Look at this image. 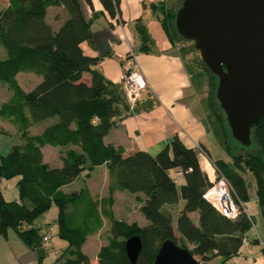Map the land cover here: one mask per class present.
Masks as SVG:
<instances>
[{"label":"trees","instance_id":"1","mask_svg":"<svg viewBox=\"0 0 264 264\" xmlns=\"http://www.w3.org/2000/svg\"><path fill=\"white\" fill-rule=\"evenodd\" d=\"M101 2L111 16L120 19V0ZM178 6L160 5V21L171 40L185 39L174 24ZM50 7L63 10V14L55 15L60 20L56 26L47 18ZM136 29L140 47L148 49L151 37L146 27L137 23ZM91 37L90 19L80 0H7L0 7V45L6 50V55L0 57V80L13 91L0 103V117L15 122L21 138L0 155V232L6 235L8 228L15 229L29 247L37 249L42 262L43 233L37 227L22 229L21 225L33 222L56 204L57 234L67 241L58 257L63 264H93L82 244L88 234L102 227L103 216L110 222V233L96 253L95 264H152L158 246L167 238L203 259L219 256L221 264H237L232 258L253 225L242 205L249 199L246 170L255 178L264 225V116L253 125L250 144L239 143L215 96L217 75L200 60L214 78L211 93L217 107L211 100L209 107L220 122L225 149L232 158L231 163L214 161L230 181L240 208L232 219L203 196L212 182L201 169L195 148L186 145L177 134L156 154L144 149L126 154L121 145L103 141L114 118L128 113L129 102L117 84L95 67L100 57L84 53L81 44ZM20 71H31L41 78L26 90L16 79ZM84 72L90 73L89 81L83 79ZM48 119L50 122L40 132L28 131L30 125ZM45 144L64 147L59 151L60 166L43 161L41 147ZM256 144L258 148L251 152L249 148ZM100 164H105L109 173L108 194L101 199H93L86 187L71 192L61 189L82 171L88 174ZM177 169L182 170L184 178L179 187ZM12 177H16L18 198L8 200L1 180ZM116 189L143 192L144 197L137 198L147 224L115 217L112 204ZM180 197L183 206L173 217L164 205L177 203ZM70 205H74L72 212ZM194 210L198 212L197 221L189 215ZM132 234L142 240L135 262L130 261L125 249V240ZM252 242L260 240L257 237Z\"/></svg>","mask_w":264,"mask_h":264},{"label":"crops","instance_id":"2","mask_svg":"<svg viewBox=\"0 0 264 264\" xmlns=\"http://www.w3.org/2000/svg\"><path fill=\"white\" fill-rule=\"evenodd\" d=\"M168 1L120 0V19L118 20L117 16H111L108 13L101 0H91V3L86 0H80L85 16L90 19V28L92 30L91 40L83 41L81 45L84 53L100 57L95 67L106 78L116 83L123 93L122 63L128 60V56L133 55L142 69L147 82L146 86L141 89L136 101L129 104L128 113L114 118V124L103 136V141L105 143L121 145L126 154L132 153L137 149H144L151 154H156L177 134L188 146L195 148V143H200L213 162L216 159H222L225 162L231 163V156L227 153L224 145L222 146L224 132L219 120H216L214 113L207 103H205L206 101H202V104L197 101L195 96L193 89V71L183 52L186 49L184 47L181 49L177 40H171L161 24L160 18L162 15L160 5L161 3L168 5ZM137 23L144 24L151 37L150 44L155 46V48L149 47L148 49H143L140 47L141 39L136 29ZM193 60L195 61V59ZM84 75L87 78L86 80L89 81L90 73L84 72ZM49 122V119L42 121L43 125L38 132ZM215 141L217 143L221 141L222 147L220 149H216L217 145ZM12 143L14 142H8V144L4 145V140H1L0 155L6 154L10 150ZM63 148V146H53L51 144L43 145L41 147L43 161L47 162L50 166H60L62 160L59 151ZM46 150L52 151L46 152ZM195 150L201 169L207 173L208 177L211 176L203 166L205 158L199 154L196 148ZM211 151L215 153V158L211 156ZM213 173L212 168V175ZM79 178H81V182L73 186ZM108 184V168L105 164H100L90 170L88 174H86V171H82L72 181L62 185L61 189L64 192H71L86 187L93 199H101L108 194ZM1 186L5 198L6 195L18 198V195L15 196L17 191L16 177L3 178L1 180ZM118 192H121V189H116L113 192L114 202L112 209L118 197ZM133 194L134 197H144L143 192H133ZM253 194L255 202L258 205L255 187L253 188ZM250 197L251 191L249 190V199ZM247 201L243 202L242 205L249 214L246 206ZM138 202V206H140L141 202L139 200ZM177 203L178 207L176 210H174L172 204L164 205V208L170 211L173 217H175V213L183 206V199L180 197ZM73 208L74 205H70L69 211L72 212ZM189 215L194 221H197L198 212L196 210L189 212ZM251 219L253 225L245 232L244 237L246 239L243 240V243H248L249 246H252V244L257 243L252 242V240L258 237L261 242L260 245H262V243L264 244V240L260 236L261 234L257 227L254 226L252 216ZM106 220L108 219L103 216V225ZM133 220L138 222L137 219ZM147 223L148 220H145L144 224L141 225ZM103 225L91 234L93 236L100 235V230L103 228ZM0 235H3L5 238L7 237V234L4 235L1 232ZM88 235L82 246L87 243ZM63 240L67 244V241L65 239ZM102 244L104 243L99 244L98 247ZM98 249L96 248L93 253H97ZM82 250L84 251L83 248ZM3 252L4 247L0 240V253ZM29 254L31 255V253ZM32 255L37 256L38 254L35 251ZM216 259H219V263H214L221 264L220 257L216 256ZM247 260H251V262H247L249 264H264V256L262 257L256 253L254 257L250 256ZM60 261L63 264V261ZM233 261L241 264L236 260Z\"/></svg>","mask_w":264,"mask_h":264},{"label":"water","instance_id":"3","mask_svg":"<svg viewBox=\"0 0 264 264\" xmlns=\"http://www.w3.org/2000/svg\"><path fill=\"white\" fill-rule=\"evenodd\" d=\"M174 24L217 75L215 96L232 136L249 145L253 125L264 116V0H182ZM141 248L138 234L125 240L131 262ZM152 264L201 263L187 247L167 238Z\"/></svg>","mask_w":264,"mask_h":264},{"label":"rangeland","instance_id":"4","mask_svg":"<svg viewBox=\"0 0 264 264\" xmlns=\"http://www.w3.org/2000/svg\"><path fill=\"white\" fill-rule=\"evenodd\" d=\"M7 0H0V7H3ZM168 5L171 7H177L180 3V0H169ZM63 14V10L60 7H50L48 10V20L56 26L60 20L55 18V15ZM177 43L183 49L184 47L186 50H183L187 61L190 63L192 71H193V80H194V93L197 98V101L202 103L204 100L206 101L207 105L209 106L210 100L214 101L213 104H217L212 98L211 91L214 88V78L209 74L206 70L200 59L198 58V51L193 47V41L190 39H181L177 38ZM147 45L151 48H155L152 44ZM6 55V50L4 46L0 45V57H4ZM195 59V61L193 60ZM86 75V74H85ZM83 76V79L86 80V76ZM40 76L31 71H20L16 74V79L18 83L24 88L29 89L31 88L32 84H35L40 80ZM33 86V85H32ZM13 93L12 89L8 87V85L0 80V103L6 99H8L11 94ZM204 103V104H205ZM203 104V103H202ZM215 116V115H214ZM216 117V116H215ZM212 118V117H211ZM217 120V117H216ZM35 125V126H34ZM34 125H30L28 127V131L30 133L38 132L43 125L42 122L38 124L35 123ZM0 141L4 140V145L8 144V142H16L21 140L20 138V130L19 126L16 125L15 122L12 120L0 117ZM216 149H220L223 145L225 147V141L223 140L222 146L221 141L217 143ZM258 148V145L252 146L249 148L251 152H255ZM53 150V149H52ZM52 150H46V152H50ZM48 154V153H47ZM54 154V153H53ZM52 154V155H53ZM211 156L215 158V153L213 151L210 152ZM50 155V154H48ZM203 166L207 169L209 166V162L204 159ZM210 172L212 173V167H209ZM170 174H173V170L170 171ZM246 177V181L249 186V190L251 191V197L246 202V206L248 209L249 214L252 216L254 220V226L257 227L259 230L260 236L264 240V225L262 222V217L260 210L258 208L257 203L255 202V197L253 194V188L255 187V178L254 175L249 171L246 170L244 173ZM184 181L183 177L176 178V184L179 187L180 184ZM81 182V178H79L73 186H76L78 183ZM104 188V187H103ZM11 195H6V199H14L10 197ZM15 196H17V191ZM117 199L113 205L114 215L117 218H122L127 221H131L133 219H137L139 224H144L145 216L141 213L140 209L138 208V199L134 197L132 191L127 189H121V192H118ZM174 210L177 209L178 203L172 204ZM57 214H58V207L56 204H53L48 210L40 214L36 217L33 222H23L21 225L22 229L29 228V227H37L39 229V233H43V231L48 226L52 232V238L49 242L42 243L44 248V258L42 262L39 261L36 255H32V253L37 252L36 248L29 247L18 235L17 231L13 228H8L7 237L5 238L3 235H0V240L3 243L4 252L0 253V264H62L60 259L58 258L67 245L66 242L59 238L57 234ZM140 216V217H138ZM110 233V222L109 220L105 221L103 228L100 230V235H88L87 243L82 246L84 251L89 255L92 259L93 264L96 261V253H93L96 248H99V244L106 242V237ZM177 236H179L178 232L175 230ZM92 239V240H90ZM43 241V240H42ZM261 242L252 244V246L248 243H243L237 255L232 258L236 260L238 263L241 264H249L247 262H251V260H247L251 257L255 256L256 254H260L262 257L264 256V249L263 246L260 245ZM66 244V245H65ZM97 246V247H96ZM31 253V255L29 254ZM196 259H198L202 264H215L214 262L219 263V259H216V256H213L209 259H203L200 255H194ZM251 264V263H250Z\"/></svg>","mask_w":264,"mask_h":264},{"label":"built area","instance_id":"5","mask_svg":"<svg viewBox=\"0 0 264 264\" xmlns=\"http://www.w3.org/2000/svg\"><path fill=\"white\" fill-rule=\"evenodd\" d=\"M122 67L123 93L129 104H132L139 97L141 89L146 86V78L133 55L128 56V60L122 63ZM195 148L203 158L208 160L214 172L212 176H209L212 184L205 189L203 196L222 214L232 219L237 217L240 208L234 199V190L230 181L219 171L216 164L209 158L207 152L200 143H195ZM182 174L181 169H177L175 172L176 177H180ZM51 238L52 232L47 226L43 232L42 240L45 243L49 242ZM245 239L246 238L243 237V240Z\"/></svg>","mask_w":264,"mask_h":264},{"label":"bare ground","instance_id":"6","mask_svg":"<svg viewBox=\"0 0 264 264\" xmlns=\"http://www.w3.org/2000/svg\"><path fill=\"white\" fill-rule=\"evenodd\" d=\"M209 167H211V166H209ZM209 167H208V169H207V167H206V169H207V171L210 173V175L212 176V173L210 172Z\"/></svg>","mask_w":264,"mask_h":264}]
</instances>
